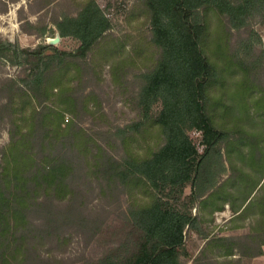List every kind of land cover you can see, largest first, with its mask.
Masks as SVG:
<instances>
[{
  "label": "trees",
  "instance_id": "obj_1",
  "mask_svg": "<svg viewBox=\"0 0 264 264\" xmlns=\"http://www.w3.org/2000/svg\"><path fill=\"white\" fill-rule=\"evenodd\" d=\"M161 1L134 2L156 54L134 75L137 117L107 130L108 146L79 122L100 110L103 61L121 48L99 2L76 0L74 14L29 29L43 40L73 39L71 49L0 38V61L19 68L0 78V122L10 125L0 151V264H48L49 242L61 243L71 225L72 208L59 206L76 198L77 155L102 194L128 197L124 219L106 232L115 244L84 264H239L263 254L264 192L255 205L251 195L264 177V47L252 28L256 17L264 25V0ZM127 62L111 66L120 87ZM89 76L95 88H86ZM198 121L210 132L202 151L187 132ZM226 205L235 225L248 221L245 234L207 229ZM188 231L203 239L194 257Z\"/></svg>",
  "mask_w": 264,
  "mask_h": 264
},
{
  "label": "rangeland",
  "instance_id": "obj_2",
  "mask_svg": "<svg viewBox=\"0 0 264 264\" xmlns=\"http://www.w3.org/2000/svg\"><path fill=\"white\" fill-rule=\"evenodd\" d=\"M97 1L112 21V27L108 34L116 43L122 42H120V50L116 49L114 55L103 61L101 67L102 80L96 88L100 110L97 113L82 115L79 122L99 144L108 146L110 143L106 131L113 130L116 126L123 127L137 117L133 103L129 101L133 88H136V83L133 80L134 75L145 70L146 65H143L141 60L146 54H156V51L148 42L150 36L149 23L141 14H133L132 9L135 0ZM156 2L161 3L162 1L156 0ZM76 7V0H6V3L0 0V38L22 47H34L38 43L48 42L47 38L43 40L37 36L36 31L29 30L32 25L54 26L55 18L63 13L74 14L77 10ZM252 28L261 38V45L264 47V25L260 23L259 17L252 21ZM52 44L58 45L60 48L71 49L76 45V41L68 37H59V40ZM132 58L134 63L131 62ZM122 60L128 62L123 68L125 82L120 87L113 83L111 66L114 61L121 63ZM18 74L19 68L0 61V78L16 77ZM93 82H95L94 76L93 78L89 76L86 88L91 86L95 88ZM3 102L4 99L0 91V105ZM159 108L160 103L153 104L154 110ZM9 128L7 117L3 116L0 122V151L9 141ZM187 132L198 150L202 151L210 134L207 126L202 121H198L188 128ZM140 145L142 151L144 144L141 143ZM109 150L121 152V147ZM75 160L77 164L75 179L77 187L75 188L76 192H74L76 198L71 202L72 206L68 203L59 206L62 214L66 213L70 207L72 208L71 216L66 218L71 221L66 224L71 225L65 227V239L61 243L56 242V240L49 242L48 252H44L42 256L48 264H84L87 260L100 255L107 247L115 244V238L110 237L106 232L119 226L124 219L123 213L128 207V197L124 192L119 191L112 197L102 194L97 180L85 174L82 168V158L77 155ZM184 189L185 193H188L189 186L186 185ZM263 192L264 177L251 195L253 204L254 197L262 195ZM195 210L196 208H193V212ZM232 216V210L226 205L223 211L214 213L213 222L206 223L207 229L217 236L245 234L248 231V221L245 220L238 227V224L235 225L230 221ZM202 243L203 239L198 232H187V248L192 257L197 254ZM187 264H190V261ZM239 264H264V251L262 255L251 259L242 257Z\"/></svg>",
  "mask_w": 264,
  "mask_h": 264
},
{
  "label": "water",
  "instance_id": "obj_3",
  "mask_svg": "<svg viewBox=\"0 0 264 264\" xmlns=\"http://www.w3.org/2000/svg\"><path fill=\"white\" fill-rule=\"evenodd\" d=\"M59 40V36H56L54 38H49L47 41L50 42V43H55Z\"/></svg>",
  "mask_w": 264,
  "mask_h": 264
},
{
  "label": "crops",
  "instance_id": "obj_4",
  "mask_svg": "<svg viewBox=\"0 0 264 264\" xmlns=\"http://www.w3.org/2000/svg\"><path fill=\"white\" fill-rule=\"evenodd\" d=\"M8 1V0H7ZM263 251H264V248H263Z\"/></svg>",
  "mask_w": 264,
  "mask_h": 264
}]
</instances>
